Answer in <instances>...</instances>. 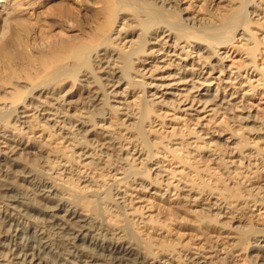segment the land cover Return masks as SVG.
Here are the masks:
<instances>
[{"label":"bare ground","instance_id":"obj_1","mask_svg":"<svg viewBox=\"0 0 264 264\" xmlns=\"http://www.w3.org/2000/svg\"><path fill=\"white\" fill-rule=\"evenodd\" d=\"M253 98L264 0H0V264H262ZM194 206L208 249L173 234Z\"/></svg>","mask_w":264,"mask_h":264},{"label":"rangeland","instance_id":"obj_2","mask_svg":"<svg viewBox=\"0 0 264 264\" xmlns=\"http://www.w3.org/2000/svg\"><path fill=\"white\" fill-rule=\"evenodd\" d=\"M113 37H115V35H113ZM182 45H183V43H181L179 46H182ZM167 50H169V49H167ZM184 51L191 52L190 56L187 57L186 60L191 58L192 60H195V61H197L199 63L201 62V60L198 59V54L196 53V49H192V51H190V48H186ZM177 52L180 53V50H178ZM177 52L174 53L173 51H170L169 55H175ZM219 53L221 54V56H225L226 57L224 60H222L224 65H231L232 63H239L241 61L240 60L241 54H239L236 50H234L232 48L230 49V51L227 54H226V52L224 50H220ZM243 58H244V56L242 57V59ZM173 60H175L174 57L171 58V61H173ZM148 61H150V60H148ZM159 61H162V60L159 59ZM175 63H181V62L175 60ZM189 63H192V61L190 60ZM187 68H190V65H188ZM250 74H251V70H249L248 73L241 71V77L240 78H241V80L244 81L243 82V87L247 86V76L249 77ZM155 77H159V75H157ZM213 77L216 78V79H218V78L219 79H223L224 82H228V80H227V78L225 76V73H223V74H220L218 72L217 73H213ZM252 78L253 77H251V79ZM148 82H149V80H148ZM214 82H215V80L211 82V85H213ZM154 84H155V82H152L151 86H148V88L151 87L150 89H152ZM215 87H216V85L214 86V88ZM185 88H186V86H179V89H185ZM160 91L161 92L157 93L155 97H160L158 99V100H160V99L164 98V96H165V100L164 101H166V100H174V97H170L167 94L166 95H161V93H169V92H173L175 94L178 93L175 90L170 89V88H167V89L160 88ZM152 92H155L154 88L151 90V93ZM182 94H184V93H182ZM178 97L179 96H176L175 98H178ZM228 99H230V96H228ZM253 102H254L253 106L255 108V111L256 110H260V111L264 112V105H262L263 104L262 102H259V100H257V98H253ZM187 106H185V107H187ZM194 108H197V110H200V108H198L197 106H195ZM191 112H193V111H191ZM191 114H194V112L191 113ZM169 115H171V113H169ZM1 147L3 148V146H1ZM159 166L160 165H153V166L150 165V167H151V172L150 173H152L153 176H156V178H158L160 181H162L163 184H165L166 182L169 181L168 178L170 177V175H168V172H166V171L162 172V173H158L157 171H158ZM173 184H177V181H175ZM150 192H153V190H151ZM156 193H160V192L157 191ZM181 196H183V195H181ZM190 200L191 199H189L188 203L190 202ZM192 210H194L195 213H190L187 216H185V217L188 218L187 220H184V221L180 220V218H181V216H180V217L177 218V222H173V224L176 225L175 226L176 229L173 232V234H175V236L176 235H182V239L184 240V242L188 240L189 242L194 244V248L201 249L202 247H206V249H208V243H205V240L203 239L201 233L198 232L197 228H196L197 221L199 220V218H201L203 216V214H202L203 212L200 210V208H197L195 206L192 208ZM153 214L155 216L159 217L161 220H164L167 217V215L164 214V213L163 214H161V213L157 214V210L154 211ZM210 234H212L210 236L214 237L217 234V232L212 230ZM222 236L225 238L224 241L225 240L228 241V244H226V245L230 246V244L233 241V239H231L233 237V233L230 230H226L225 232H223ZM213 240H215V239H213ZM200 245H202L201 248H200ZM255 249L256 250H252L251 249L252 251L250 250V252H248L247 250L243 249V251L242 250L237 251L235 254L239 255L238 260H241L242 258L247 256L248 254L249 255L251 254L250 256L256 255L258 253L259 249L258 248H255ZM203 253H206V251L203 252ZM261 255H262V257L260 258L259 263L264 264V257H263L264 255H263V253H261ZM163 260L161 262H163ZM167 263H168V261H166V263H164V264H167ZM169 264H172V263L170 262ZM239 264H241V263H239Z\"/></svg>","mask_w":264,"mask_h":264}]
</instances>
